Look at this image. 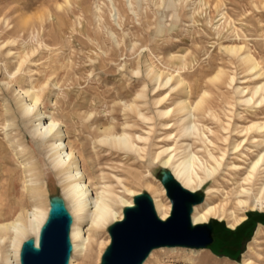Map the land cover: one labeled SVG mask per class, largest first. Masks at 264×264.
Listing matches in <instances>:
<instances>
[{
  "label": "rangeland",
  "instance_id": "1",
  "mask_svg": "<svg viewBox=\"0 0 264 264\" xmlns=\"http://www.w3.org/2000/svg\"><path fill=\"white\" fill-rule=\"evenodd\" d=\"M17 57L23 59L20 71L11 74ZM149 67L161 73L159 79ZM167 75L172 78L164 82ZM262 81L264 0H0V222L33 205L26 182L32 163L45 181L44 207L49 196L60 195L73 219L62 183L12 91L31 83L38 108L66 125L73 144L79 138L86 158L98 156L88 169L100 168L124 199L130 195L123 186L168 203L157 172L168 157L170 171L190 158L202 179L201 203L207 198L217 210L208 219L213 241L199 249L156 248L143 264H264V199L255 200L261 177L243 180L249 161L264 147L251 142L264 138V128L255 130L257 123L264 125V90L254 93ZM180 101L192 106L199 134H180ZM166 122L172 124L168 129ZM124 123L142 137L135 140L138 153L96 143L101 125L120 132ZM241 187L248 193L238 195ZM240 198L246 207L237 204ZM114 207L122 212L121 204ZM232 213L245 216L235 229L229 227ZM108 225L82 253L72 249L68 264H99ZM0 236L5 264L1 257L9 252L10 234ZM29 237L31 232L20 245Z\"/></svg>",
  "mask_w": 264,
  "mask_h": 264
},
{
  "label": "bare ground",
  "instance_id": "2",
  "mask_svg": "<svg viewBox=\"0 0 264 264\" xmlns=\"http://www.w3.org/2000/svg\"><path fill=\"white\" fill-rule=\"evenodd\" d=\"M230 49L232 50L233 47H230ZM9 53L10 51L7 52V54ZM21 58L17 57L16 66L14 68V71L11 74H15V73L17 74V72L20 71V68H21L20 66L23 60ZM248 61H251V60H248ZM254 67H256L255 64L253 65V68ZM149 70L151 71V73L153 74V77L156 80L159 79L161 75L160 72L155 71L152 67H149ZM171 78H172L171 75H167V78L166 80H164V82H167V81L169 82ZM8 84L4 83L6 88H8ZM261 88L264 90V81L256 85V87L254 88V93L259 92ZM12 91L16 92L17 106L22 116L25 119H27L29 122H31L32 124V135L34 138L38 139L39 141L38 143L35 140V143L37 142L39 144L37 145L39 147H42V149L45 151V157L49 161V166L54 170L55 174L58 176L60 180L59 182L62 183V190H63L64 197L68 200L72 208V210L70 211L73 215V223L70 227V238L72 240V249L73 251H78L79 253H82L86 249L94 233H96L97 231L101 229H104L110 222L121 220L123 218V213L121 211L117 212L114 206L117 203H119L121 204V207L123 210L124 206L132 205L133 196L137 194L138 191H134L132 189H129L123 186L125 192L130 195V199H124L120 195H118L116 192H114L112 188L113 186L112 184L111 186L110 184L105 182L106 176L100 170V168L92 170V168L90 167L91 170L88 169V163H91V165L89 166H92L98 156L96 155L95 156L96 158H93V159L86 158L84 145L83 143L82 144L79 143V138H76L75 144H73L71 142L72 140L71 141L68 140L69 133L67 131L68 129L66 125L61 123L56 118H54L52 113L46 112L47 110L46 111L42 110L41 107H39L40 109L38 108V101H39L38 93L35 91V88L31 83L24 87H17L16 89H13ZM250 99L251 97H248L246 100L249 101ZM181 101L179 103L180 105L177 108L178 111L182 113V116L179 121L180 134L181 135H190L192 133L199 134L198 128L195 126L194 123L191 122L192 106L190 107ZM258 101H259V98H258ZM130 106H133V105H130ZM169 111L170 109L165 108L162 111V113L164 114V116H166L169 113ZM95 120L93 119L94 122ZM261 123H257L255 125V130L257 132H261L262 129L264 128V125H262ZM164 124H165L166 129L172 126V124H169V122H166ZM112 125L111 124L101 125L100 130L97 126L98 129L96 130V143L107 146L109 148L120 150V151L138 153L141 150L140 145L138 146L135 140L136 139L140 140L142 139V137L139 134L131 133L128 130V127L130 126L128 123L123 124L121 131L119 130L120 132H117L118 129L117 131H115ZM92 137L94 138V136ZM251 142L254 143L252 145H255V147L260 146L264 144V138L255 137L251 140ZM237 146L238 144L235 145L236 148ZM167 149L168 147L162 149L161 152H165ZM97 150L99 149L97 148ZM208 154L215 161H217L212 156L211 153H208ZM30 159H32V157ZM168 161H169V157L163 160L162 167H166V164L168 163ZM32 164H30V166ZM35 165L36 164H34L33 166ZM192 165L193 164L190 158H187V160H183L180 163H178L174 169H171V173L173 177L184 188L190 191H197L200 189L202 179L199 178L197 174L193 171ZM30 166L27 169L30 174H29L28 179H26V182H27V191L29 194V198L31 199L33 205L29 209H26V210L24 209L25 210L24 212L17 213V215L13 219L0 222V232L10 234V236L6 237L9 242V246H10L9 252L4 253V255L1 257V260H3L5 264H20L19 263V251H20V246H21L20 245L21 239L28 232H31L32 237L35 238V240L37 241L39 229L41 225L43 224L47 216V213H48L49 203L48 205H46V207H44V204H45L44 195H45V189H46L45 181L41 180L37 170H35L33 166L32 167ZM235 167L239 168L236 165ZM213 170L214 168H212V170L208 169L207 170L208 174L213 172ZM28 172L26 173L28 174ZM257 175L261 177V180L257 187V196H255V200L257 202L259 201L260 203H262L261 201L262 199H264V147L261 151H258L255 154V157L252 160L249 161L247 169H246V174L243 180L245 182H251L253 178H255V176ZM23 186L25 185L23 184ZM236 186H238L237 183H236ZM251 186L252 185H250V187ZM161 191L164 192V188H162ZM239 193H248V188L241 187L240 191L238 192V195ZM152 201H153V205H154L157 215L161 219H165L168 216L169 211H170V203L168 202L164 204L161 201H159L157 198H155L154 196L152 197ZM236 202L238 205L242 207L243 206L246 207L245 199L240 198V199H237ZM215 211L217 210H215L214 205L209 203L207 201V198H205L203 203L199 205L197 204L193 205L192 212H191V221L193 224L207 223L209 217L212 214H214ZM217 217H218V214H217ZM232 217L230 216V218H232V221L229 223V227L231 229H235L236 226L241 224L245 219V216L242 214L235 215L234 213H232ZM259 233H260V229L258 228L255 233V239L257 238ZM3 239H5V236H0V240H3ZM109 242H110V239H109ZM100 257L101 256L99 252L97 254L96 260L98 261ZM244 260L246 264L249 262L248 259H244ZM71 262H72V258L70 259V263Z\"/></svg>",
  "mask_w": 264,
  "mask_h": 264
},
{
  "label": "water",
  "instance_id": "3",
  "mask_svg": "<svg viewBox=\"0 0 264 264\" xmlns=\"http://www.w3.org/2000/svg\"><path fill=\"white\" fill-rule=\"evenodd\" d=\"M157 176L170 203L168 216L161 219L157 215L148 193L135 194L133 204L123 207V218L108 226L110 242L102 251L99 264H143L156 248L199 249L212 243V222L193 224L191 221L192 207L203 201V194L184 188L165 167L159 168ZM48 203L37 241L29 237L21 243L20 264L69 263L72 216L60 195L49 196Z\"/></svg>",
  "mask_w": 264,
  "mask_h": 264
},
{
  "label": "trees",
  "instance_id": "4",
  "mask_svg": "<svg viewBox=\"0 0 264 264\" xmlns=\"http://www.w3.org/2000/svg\"><path fill=\"white\" fill-rule=\"evenodd\" d=\"M240 225V224H239ZM237 227V226H236Z\"/></svg>",
  "mask_w": 264,
  "mask_h": 264
}]
</instances>
